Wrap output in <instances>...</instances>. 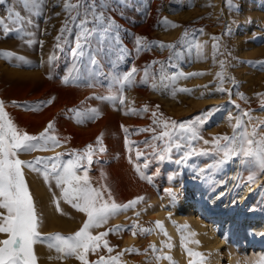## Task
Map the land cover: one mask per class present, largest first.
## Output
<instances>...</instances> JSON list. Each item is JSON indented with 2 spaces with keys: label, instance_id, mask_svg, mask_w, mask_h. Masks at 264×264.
<instances>
[{
  "label": "rangeland",
  "instance_id": "rangeland-1",
  "mask_svg": "<svg viewBox=\"0 0 264 264\" xmlns=\"http://www.w3.org/2000/svg\"><path fill=\"white\" fill-rule=\"evenodd\" d=\"M244 1L245 0H207V2L204 3L199 0H107L108 7L105 14L111 17L115 25L118 26L120 35L119 44L111 39L114 33H110L105 40L103 46L104 51L97 52L98 38L93 37L91 40V48L87 49V55L74 58L73 50L76 44L77 28L69 23L68 27L71 32L65 33L64 37H62L59 42L56 40V37L60 35V29L63 27L67 16V13L63 11V0H48L41 15L25 12L17 3V0H4L3 3H0V17L7 16L6 10L9 7H15L17 11L21 12L22 16L31 19V24L25 25V31L33 33V35H24L21 37L18 33L13 31L5 36L0 32V52H11L14 54L7 58L0 56V101L4 102L5 111L20 130L26 131L31 135H38L51 121L54 123V129L50 130L49 135L55 136L60 141V146L55 147L53 150H37L31 153L21 154L19 158L25 161H34L37 157H55L57 153H70L73 149L83 150L89 144L97 148V137L103 134L102 146L109 153L107 154L106 150L104 152L97 151L93 157V163L88 168V173L93 186L99 187L101 184H106L111 190L115 201L121 202L127 198V194L130 190V182L126 179L125 174L123 173V175L121 172L122 164L125 165L128 163V158L131 156L137 157L136 151L139 150V152H142V155L147 157L148 161L141 155V158L138 159L139 163H137L136 158L133 157V160L131 157L133 164L128 163L126 165H131L132 168L135 169L133 165L136 163L140 164L141 170H144L143 172L145 175L155 177L154 181L152 177V186L149 185L152 190L156 187V180L158 177L160 175L162 176L163 173V175H165V172L167 173V169L170 167L168 170H171V172L166 174L168 177L165 178V176H162L164 177V185H167L163 186V188L171 189L174 193L175 200L173 201L167 193L165 196V191L161 193L158 189H156L157 192L154 191L156 193L155 195H157H154V197H156L154 199L157 201L158 198H162V194L164 195L163 198L169 196L166 203L172 204L170 206L172 209L166 213L172 216H170L172 220L174 218L172 210L176 209L174 207L177 206L178 201L183 196L190 199L207 200L215 191L226 186L227 181L231 179L229 171L236 169L235 167L238 169L244 166L248 168L252 167V165L250 166V164L247 165L244 163L242 157H232L225 163H219V161L223 159V153L217 154L211 143L213 138L217 137V135H227L229 137L233 135L232 125H234L233 123H235L236 120H234L235 122L230 120H232V118L236 119L237 117H241L242 113L245 112V107L248 102L247 90L240 84V80L242 79L240 75L241 68H237V70H239L238 75L236 74L237 77L235 76L236 85H234V87L233 84L229 83L227 77V72L231 70L234 60L240 62L242 59L243 53L246 51L245 42L249 39L248 35H243L240 39H237V31L241 23L238 17L243 10ZM73 2H75V0H73ZM193 3H195V6ZM165 18L178 25V27L166 28L162 23ZM225 18H227V20H225ZM201 29L203 30L202 32L200 31ZM185 31L188 32V35L184 37V43L181 44L179 41ZM259 35L261 36V34L256 32L251 38L258 39L260 37ZM137 36L146 38L144 43L149 45V47H145L139 53L135 50V37ZM213 36L219 37L220 39L218 41H213ZM30 40L32 41L31 44L28 42ZM157 41L165 45L175 44L176 48H161L158 44L152 43ZM57 43H59V47H56ZM214 43H218L215 56L212 47ZM197 45H202L203 47L199 48ZM176 53H179V55H176ZM53 55L56 59L50 64L49 57ZM93 55L97 61L95 65L90 63V59ZM20 57H22L23 60L18 59ZM153 61H160L161 63L153 64ZM220 61H224V81L222 86L228 90L225 92L216 91L217 87L221 86L217 78V73L222 71ZM74 63L79 68L78 79L66 85L62 83L63 77ZM146 66H150L148 67V83L141 84L140 81L144 77ZM133 67L137 70L134 73L133 83L130 86L125 85L121 92L120 85L117 81L121 79L124 74L130 72ZM195 73L203 74L191 75ZM49 76H51V78H49ZM162 76L164 77L163 80L161 79ZM173 76L177 77L175 82L171 80ZM152 84L156 85L157 90L152 89ZM239 86H241L242 89ZM181 88L190 89L191 91L181 92L179 91ZM232 91H234V93ZM229 92L231 93L230 96L226 97L225 94H229ZM215 95H219L220 97L225 96L226 98L223 97V100L220 99L216 105V101H214ZM237 95H239L238 98H240L239 103L235 106H233L232 103L229 104ZM98 96H122L124 103H119V100L113 103L94 98ZM204 98L207 100L205 101ZM48 100H52V103L48 104ZM13 102H15L17 106H14ZM37 105L40 106L38 111L29 110ZM145 107H147V111H142ZM92 108L99 109L101 113L95 120H88L86 116L82 115L80 118H83L85 122L79 124L76 123L74 118H71L75 116V113L69 111L70 109H76L81 114H85L87 110ZM232 108L234 111L236 110V115L232 113ZM130 110H135V113L133 114ZM249 110L246 112H250L251 116L254 113L256 114H254L255 117L259 116V119L253 117L254 115L252 116L254 120L257 119L258 121H253L252 119V121H250L251 124L259 127V120L264 122V117H262L264 111L255 112L256 110ZM153 112L156 113L155 117L152 115ZM259 113H261V115H259ZM219 114L220 117L218 118ZM221 115H223V119L225 118L229 123L225 122V119L223 120ZM197 116L201 117V122H198L197 126L202 139L192 141L190 144L185 141L177 140L176 142L181 144V148L177 150L173 146L171 153L165 154V159L167 160L161 161L162 163L164 162L165 165L168 163L169 166L159 163V159L158 162L157 158L154 156L153 145H156L157 148L160 144L155 151L161 152L164 147L162 144L164 143L163 141L160 143L159 141L154 142L153 139L149 137L151 132V137L158 135L163 128L162 126L153 124V119L182 123L193 121ZM243 119L246 121L247 117ZM222 121H224V123ZM248 122V120L245 122V126L247 129L249 128L248 131H250L253 126L249 127L247 124ZM150 127L155 129V131H141V129H152ZM227 127L228 129L229 127L232 128L230 129L231 131H227L229 133L226 132ZM125 128L127 129V133L124 131ZM259 132V135H264V128L259 127ZM105 133H108L106 135L109 136L107 137L104 135ZM140 133H142V135ZM145 133H148L147 136L149 137H146ZM126 138L129 141V148L133 147L134 149L132 148L129 150L126 148ZM257 138H259V136ZM204 140H208L210 143L205 144ZM137 141L139 146L137 145ZM107 142L112 144V151L110 147L111 144H106ZM145 142L150 143L147 144ZM220 143L224 144L225 142L221 141ZM136 145L139 149L136 148ZM146 146H149L150 149H146L148 148ZM117 147L120 152L122 151L119 160V152L115 149ZM144 148L146 151H149H147L148 154ZM193 148L196 153H210L207 155L192 154L185 163H176L185 152H189ZM109 149L110 151H108ZM111 153L113 155L110 156ZM121 154L125 155L123 156ZM108 155L110 156L109 159H107ZM114 155L118 163H116L115 157H112ZM128 155L130 156L128 157ZM121 157H123V159ZM124 157L127 159H124ZM153 157L155 158L154 161L151 159ZM69 158L71 157L68 155L62 156L63 161ZM110 159H112V161ZM143 159L148 163V167L144 169L141 164V162L145 163ZM103 160L105 161L103 162ZM108 163L110 165H108ZM150 163L151 165H149ZM160 164H162L161 168H159L161 166ZM211 165H214L213 168H211ZM155 166H158V169ZM38 167L43 169V165H38ZM214 167H217V169ZM153 168L156 169L153 170ZM162 168H164V170L166 169L165 172H163ZM23 171L33 199L34 195L29 184L28 176L38 175L42 179L49 195L47 207H51L55 212L54 215L47 216L46 214L41 216L34 199L36 210L41 221L39 231L43 234V237L46 238L50 234L55 233L69 236L79 230L86 217L60 198V190L55 187V182L52 181L51 184H47L45 183L42 173L33 172L27 168H24ZM147 171H149V173ZM249 172L250 171L247 172V178L250 176ZM101 173L105 174L104 179H101ZM154 173H157L156 175L158 177ZM79 174L82 175L83 171L81 170ZM259 174L262 179L263 171L260 169L258 175ZM170 176L174 177L171 182L169 180ZM138 177L140 178V182L148 183L146 180L141 179L140 175ZM256 177H254L255 181H248V183H255L258 178ZM166 182L169 185L166 184ZM243 184L244 182L241 184L238 179L237 188H234L232 191L233 194L225 197V200L229 198L232 199L237 194V189ZM253 194L254 195L249 201L248 209L252 213H257L259 211L261 215H264V183L261 186H257ZM54 197L59 199L63 214L57 211L56 205L53 203ZM146 202V204L145 202L142 203L143 206L140 204V206H135L134 215L136 214L137 216V213H139L140 216L136 217L133 214L131 215L130 212L134 210V208H132L131 210L129 209L130 211L127 210V213L121 212L119 215L110 219L103 227L92 230L95 235L117 225L122 226L120 231L109 232V235L105 238L109 246L113 248V251L109 253L107 249L101 247L96 253H89V261H96L100 256H105L107 258L109 256L121 254L119 255V264H127L126 260L130 249H128V251L127 246L123 244H126V241L131 238L136 240L138 237L137 240L140 238V243L143 244L148 241L149 245L144 244V246L147 247L146 250L144 249L141 252H137L136 257L139 258L141 256V259H145V264L151 257L157 262L156 263L153 259L150 260L153 261L154 264H162V260H158L157 257H161L162 253L170 255L168 247L166 246L167 249L164 251L158 250V246L155 244V240L152 238L151 234H141L143 236L141 237L139 232V228L155 229V233L158 235L159 239L163 241L160 233L161 230L155 223L156 221H160L163 225V219L156 216L155 213H149L145 216L148 213L146 211L148 207H150L149 204H151L152 201L149 199V204L148 200ZM147 204L148 206L146 209L144 205ZM139 207H143L142 211H145L143 212L145 215L141 214L142 211ZM150 214L151 216H149ZM143 215L150 220L149 224L145 223V219L142 218ZM173 221L174 223L177 222L175 218ZM134 223L137 225V228L130 230ZM51 226L52 228L45 229ZM178 229H180V227H178ZM133 231H136V235H133ZM164 237V244H169L172 240L171 236L167 234L164 235ZM5 238L4 235L0 234V239ZM229 242H231V240H229ZM150 245L155 246L157 251H153ZM235 249L240 259L250 257L249 259L253 260L264 254V248L259 250L252 246L248 247V245L242 248L235 247ZM34 251L38 264H42L43 260L46 261L51 257H54L57 264H80L75 258H56L60 254L54 249H50L46 242H39L34 245ZM148 251H150L151 254L150 252L148 253ZM201 253L204 255V264H206L205 256H207V254H205L204 251ZM138 254L139 256H137ZM149 254L151 256H149ZM143 256H145V258ZM191 259L194 258L192 257ZM215 264H226L225 258L220 259Z\"/></svg>",
  "mask_w": 264,
  "mask_h": 264
},
{
  "label": "snow or ice",
  "instance_id": "snow-or-ice-1",
  "mask_svg": "<svg viewBox=\"0 0 264 264\" xmlns=\"http://www.w3.org/2000/svg\"><path fill=\"white\" fill-rule=\"evenodd\" d=\"M4 0H0L3 3ZM48 0H17V3L25 10V12L41 15L44 7L47 5ZM58 6V5H57ZM107 0H63V11L67 13L63 27L60 29V35L56 37L59 42L65 33H70L68 25L71 23L77 28L76 32V44L73 50L74 58L84 57L87 55V49L91 48V40L93 37L98 38L97 52L104 51L105 40L110 33H114L111 39L119 44L120 35L118 26L115 25L114 20L106 16ZM6 17H0V32L7 36L9 33L15 31L21 37L24 35H33V33L25 31V25L31 24V19L21 15L20 11H17L15 7H9ZM165 27H178V25L168 21L166 18L162 21ZM203 31L202 29L200 30ZM188 35L185 31L181 37L179 43H184V37ZM213 41H218L220 38L213 36ZM146 38L137 36L135 37L136 52L139 53L145 47L149 45L145 44ZM30 44L32 41H28ZM158 44L161 48L175 49V44H163L161 42H152ZM57 43L56 47H59ZM202 48V45H197ZM214 56L218 49V43L213 44ZM14 55L11 52H0V56L9 57ZM179 55V53H176ZM23 60L22 57L18 58ZM56 57L50 56L49 63L51 64ZM171 59V58H170ZM90 63L95 65L97 63L95 56L90 59ZM153 64L161 63L160 61H153ZM264 63V62H261ZM221 72L217 73V78L220 81L216 91L225 92L228 91L223 88L224 81V61H220ZM148 67L144 70V77L141 79V84L148 83ZM137 70L135 67L121 79L117 81L120 85V91L122 92L125 85H131L134 80V73ZM203 73H195L191 75H202ZM79 76V68L74 63L73 66L68 69L67 74L63 77L62 83L69 84L71 81H75ZM51 78V76H49ZM163 76L161 79L163 80ZM176 76L171 77V80L175 82ZM152 89H156V85L152 84ZM181 92H190V89L181 88ZM174 94V93H173ZM230 94V92H229ZM101 101H108L115 103L119 100V103L123 104V97L118 96H98L94 97ZM43 103V102H42ZM48 104L52 103V100L47 101ZM14 106L15 102H13ZM158 107V106H157ZM39 105L30 108L29 110L38 111ZM261 109L264 110V101L261 102ZM69 111L75 113L74 118L76 123L82 124L85 122L82 115L86 116L88 120H95L101 113L99 109L92 108L87 110V113L81 114L76 109H70ZM135 113V110H130ZM147 111V107L142 109ZM128 114V113H125ZM153 117L156 113H152ZM244 117H247L251 121L252 116L250 112L242 113L241 117L236 118V122L233 127V135L231 137L227 135L217 136L213 138L211 142L214 146V151L219 154L223 153V159L219 163H225L232 157H242L244 163L252 165L254 168H259L264 171V135H259V127H264V122H259V127L253 126L251 132H249L245 126ZM198 122H201V117L197 116L193 121L178 123L176 121H160L153 119V124L162 126L163 130L152 137L153 141H163L164 147L161 152H155L156 145H153L155 158L163 161L166 158L167 153L172 151L174 146L177 150L181 148V144L176 142L177 140L191 143L202 139ZM123 127V126H122ZM54 129V123L49 122L48 125L38 135H31L26 131L20 130L8 113L5 111L4 102L0 101V234L4 235L5 239H0V264H38L37 257L34 251V245L39 242H46L50 249H54L58 254V259L75 258L80 264H119V255L117 256H100L96 261H89V253H96L101 247L107 249L109 253L113 251V248L109 246L107 239H105L109 232H118L122 226H115L107 231L93 234V229L103 227L108 221L121 212H125L131 208H134L138 203L144 200V197H136L127 203H117L112 196L111 190L106 184H101L99 187H94L89 177L88 168L93 163V157L97 151L104 152L106 149L102 146V136L97 137L96 145L94 148L92 144L87 145L83 150L73 149L70 153H57L55 157H37L34 161H25L20 159L21 154L31 153L37 150H53L55 147L60 146V141L52 135H49L50 130ZM127 133V129H124ZM141 131H155V129H141ZM259 136V138H257ZM224 141V144L220 142ZM147 143V142H145ZM205 144H209L208 140H204ZM125 145L127 147L128 140L125 139ZM130 150V149H129ZM208 153H196L195 149H191L189 152H185L180 160H177V164L185 163L190 155ZM68 155L69 159L62 160V156ZM137 159L142 155L137 151ZM131 163V157H129ZM43 165V169L38 167ZM144 168L148 167V163L143 164ZM27 168L33 172L42 173L45 183L51 184L55 182V187L60 190V198L73 209L82 213L86 219L83 221L82 226L75 233L64 236L60 233L50 234L46 238L39 231L40 218L38 216L36 205L33 196L29 190V186L25 180L23 169ZM136 172L140 175L141 179L146 180L149 184L152 183V177L147 176L141 170L140 164H134ZM83 174H79L80 171ZM105 174L101 173V179H104ZM174 177L170 176L169 180ZM254 179L253 176H249V181ZM166 193L175 200L174 193L171 189H165ZM53 203L56 205L58 212L62 213L60 208L59 199L54 197ZM139 216V213H137ZM156 226L160 228L164 235L167 232L164 230L162 222L156 221ZM175 226V225H174ZM137 225L134 223L130 230L136 229ZM188 225L182 226L181 229H187ZM152 229L139 228L140 234H150ZM133 235H136V231H133ZM196 236L195 232H188L187 235L181 236V246L185 249L187 254L194 259L189 260V264H204V255L200 252H194L187 248L188 243H195L199 245L198 240H194ZM170 239V238H169ZM167 247L171 248V244H167ZM153 251H157L155 246H152ZM167 259L173 262L171 256L157 257V259ZM174 264V262H173ZM252 264H264V256L259 257L253 261Z\"/></svg>",
  "mask_w": 264,
  "mask_h": 264
},
{
  "label": "bare ground",
  "instance_id": "bare-ground-1",
  "mask_svg": "<svg viewBox=\"0 0 264 264\" xmlns=\"http://www.w3.org/2000/svg\"><path fill=\"white\" fill-rule=\"evenodd\" d=\"M199 1H202L204 3L207 2V0H199ZM193 5L195 6V3H193ZM238 19L241 20V23L239 24V27H238L237 39H240L243 35H248L249 39L247 42H245L246 51L243 53L242 59L241 60L239 59L240 62H236L234 60L231 70L229 69L230 71L227 72L228 81H229V83L233 84V87H234V85H236L235 76H236V74L238 75V70H239V69L237 70V68H241L240 75H241L242 79L240 80L241 81L240 84L243 88H245L247 90L246 93L248 94L247 95L248 96L247 97L248 102H247V106L245 107V112L249 109H251L253 111L256 110L255 112H263L264 110L261 109V102H262V100L264 101V63H261V62H264V0H245L243 2V10L239 14ZM225 20H227V18H225ZM236 21H238V20H236ZM256 32L261 34V36L259 35L260 37L258 39L251 38L254 34H256ZM241 86H239V87L242 89ZM232 92L234 93V91H232ZM235 93H237V92H235ZM230 94L226 93L225 96L226 97L230 96ZM225 96H223V97H225ZM223 97H220L219 95H215L214 101H216L215 102L216 105H217V102H219L220 99H222ZM236 97H235V99L232 98L233 100H231V102H229V104L232 103V105L235 106L237 103H239V100H240V98H238L239 95H237ZM206 100L207 99H205V101ZM221 104H222V102H221ZM224 106H226V105H224ZM237 110H238V108H237ZM231 111H232V113L235 114L236 110L234 111V109L232 108ZM253 111H251V112H253ZM255 115L253 117H255ZM259 115H261V113H259ZM221 116L223 119V115H221ZM219 117H220V114H219L218 118ZM253 117H252V120L256 121L257 119L254 120ZM256 117L258 118L259 116H256ZM262 117H264V115H262ZM231 118H232V116H231ZM234 120H236V119L232 118V120H230V121L235 122ZM247 120H248V118H247ZM247 120L245 122H247ZM227 121L228 120L225 119V122H227ZM260 121L261 120H259V122ZM222 122L224 123V121H222ZM227 123H229V122H227ZM233 124H235V123H233ZM247 124L249 127L254 126L253 124H251L250 121ZM143 125H145V124H143ZM230 126H231V123H230ZM137 128H138V126H137ZM144 128H146V127H144ZM150 128H152V127H150ZM232 128L229 127V129H228V127H227L226 132L231 131L230 129H232ZM221 129H222V127H221ZM217 131H215V132H217ZM250 131H251V129H250ZM227 133H229V132H227ZM106 134H108V133H105L104 135H106ZM140 134L142 135V133H140ZM147 134L145 136L149 137V136H147ZM232 134H233V132H232ZM151 135H152V132H151ZM151 135L149 138L152 139ZM106 136H104V137H106ZM137 140H139V139H137ZM108 141H109V138H108ZM112 142H113V140H112ZM160 142L161 141H159V143ZM108 143L111 144L110 142H107L106 144H108ZM149 143H147V144H149ZM141 144H142V142H141ZM128 145H129V141H128ZM137 145L139 146L138 141H137ZM137 145H136V148H138ZM162 145H164V144H162ZM159 146H160V144H159ZM159 146H157V148ZM110 147H111V151H112V144ZM146 147H148V148H146ZM146 147H145L146 149H150L149 146H146ZM126 148L131 150L133 147L129 148V146H128ZM157 148H155V149H157ZM115 149L118 150V147ZM146 149H145V151H146ZM108 151H110V149ZM113 151H114V149H113ZM147 151H146V153L148 154L149 151L148 152ZM106 152H107V150H106ZM106 152H105V154H106ZM117 152H119V155H118L119 156L118 160H119L120 159V153L122 151L120 152L118 150ZM123 152H125V151H123ZM108 153L109 152H107V154ZM112 153L110 154V156L113 155ZM151 153H152V151H151ZM208 153H210V152H208ZM129 154H130V152H129ZM121 155H123V154H121ZM110 156L108 155V158L107 157L106 158L109 159ZM129 156L130 155H128V157ZM112 157H115V155ZM125 157H127V156H125ZM125 157H124V159H127ZM131 157L133 159L134 156H131ZM142 157H145V156L142 155ZM121 158L123 159V157H121ZM134 158L137 159V157H134ZM145 158L147 160V157H145ZM116 159L117 158L115 157V160ZM151 159H152V161L155 160L154 157ZM110 160L112 161V159H110ZM128 160H129V158H128ZM128 160H126V161H128ZM133 160H131V161H133ZM146 160H144V162H146ZM164 160H167V159H164ZM104 161L105 160H103V162ZM136 161H137V163H139L138 159ZM157 161H158V159H157ZM116 163H118L117 160H116ZM128 163H130V162L128 161ZM128 163H126V164H128ZM159 163H162V162L160 161ZM241 163H242V160H241ZM126 164L125 165L122 164V171L121 172H122V174L123 173L125 174L126 179L130 182V190L127 194L126 200L121 201V202L120 201H116V202L120 203V204H124L130 200L135 199L136 197H144V200L141 203L137 204V205L140 204L141 206H143L142 203L145 202V204H146L147 200H148V204H149V199L152 201V203L149 204L150 207H148V209H147L148 204L144 205V206H146L144 208L147 209L146 212H148L146 215H145V213H143L145 211H142L143 207L142 208L139 207V209L142 211L141 214H144L145 216H147L149 213H151V214L155 213L156 216H158L159 218H162L164 230L172 238V240L169 243L172 245V247L171 248L168 247V249L170 250V255L162 253L161 257L171 256L173 258L174 264H189V260L192 257H190L187 254V252L185 251V249L181 246V236L187 235L188 232H195L196 233V236L193 237V239L198 240L199 245H197L195 243H188L186 245L187 248L191 249L194 252H200L201 253L202 251H204L205 254H207V256H205L206 264H215L216 262H218L222 258H225L226 264H252V262L257 260L259 257L264 256V254L260 255L253 260L249 259L250 257L245 258V259L244 258L240 259L238 256V252L235 249V247H241L242 248V247L247 246V245H248V247L252 246L254 248H258L259 250L264 248V215H261L259 213V211L257 213H252L248 209L249 208V201H250L251 197L254 195L253 192L256 190L257 186H261L264 183V171H263V175H262V179H261L260 174L258 175L259 169L254 168L253 166L249 167V168L244 166L241 169L240 168L238 169L237 167H235L236 169L231 168L232 170L229 171L231 179H229V181H227L226 186L225 187L223 186V188L215 191L213 193V195L208 197L207 200L190 199V198H187L184 196L182 198H180V200L177 203V206L174 207L176 209H173L175 211L172 210V213H173L172 215L177 220V222L174 223V221H173L174 218L172 220V218H170L171 215L169 216L166 213L167 211H171V209H172V207H170L172 204L168 203L169 204V206H168V204L166 203L167 200L169 199L168 198L169 196L166 198L165 197L163 198L164 195L162 194V198L159 199L158 198L159 196H158L157 201L154 199V198H156V197H154V195L156 194L155 192H157L156 189L161 191V193H163L165 191V189H167L165 187L163 188V186H167V185H164L165 184L164 183V177H162V176H165V178L168 177V176H166V174L168 172H171V170H168V169H170V167L167 169V171H168L167 173L165 172L166 169L164 170V168H162L163 172H165V175H163L164 173L162 174V171H161L162 176L160 175L159 177L156 175L157 173L156 174L154 173L158 177V179L156 180L157 181L156 187H154L152 190L151 187H149V185H151V184L140 182V180H139L140 178L138 177L139 175H137L138 173H135L136 172L135 169H133L131 165L129 166ZM141 164L143 167L144 163L141 162ZM162 164H164V162ZM162 164H160L161 166L159 168L162 167ZM236 164H235V166H236ZM105 165H106V163H105ZM108 165H110V164L108 163ZM149 165H151V163ZM175 165H176V163H175ZM165 166H169L168 163ZM213 166L211 168H213ZM172 167H171V169H172ZM156 168L158 169V166ZM156 168H153V170H155ZM214 168L217 169V167H214ZM143 169H144V167H143ZM148 170H150V169H148ZM153 170H152V175H153ZM145 171H146V169H145ZM248 171H250L249 172L250 176H253V177L257 176L258 177V178L256 177L257 181L253 184L248 183V181H249V177L247 178V172ZM147 172L149 173V171H147ZM157 172H158V170H157ZM126 173H127V175H126ZM171 174H168V175H171ZM154 178L155 177H153V181H154ZM28 179H29V184H30V187L32 189V193L34 195V199H35L37 208L39 209L38 211H39L40 215L41 216L46 215V214H47V216L54 215L55 212L53 211V209L51 207H47L49 195H48V190L45 187V184L42 181V179L38 175H32V176L29 175ZM238 179L240 180L241 184L243 182H244V184L239 189H237L238 192L232 199L229 198L228 200H225V197L231 196L233 194L232 191L234 190V188H237ZM156 181H155V183H156ZM261 181H262V183H261ZM167 182H166V184H168ZM170 182H171V180H170ZM164 194L166 196V191ZM155 196H157V195H155ZM160 197H161V194H160ZM168 202H170V201H168ZM135 209H136V207H134V210H132L130 212L131 215L132 214L134 215ZM136 212H137V210H136ZM124 213H127V211H125ZM130 213H128V214H130ZM151 214L149 216H151ZM144 215H143V217L142 216L141 217L145 219V223L149 224L150 220L147 219L146 217H144ZM134 216H136V214ZM125 217H126V215H125ZM129 218H131V217H129ZM132 218H133V216H132ZM126 221H127V219H126ZM127 222L129 223V221H127ZM128 223H126V224H128ZM184 225H188V228L178 230V227H180V229H181L182 226H184ZM146 226H148V225H146ZM48 228H52V226L47 227L45 229H48ZM151 232L152 233H150V234L152 235V238L155 240V244H157L158 250H160V251L166 250L167 247H166V244H164V238L165 237H164L163 233L159 231L161 233L162 238H163V241H161L159 239L158 235L155 233V229L154 230L152 229ZM141 237H143V236L141 235ZM137 239H138V237L136 238V240H133L131 238L128 241H126V244H123L124 246L125 245L127 246V250L130 249V251L128 250L129 251L128 256L125 255V256H127V260L125 258V260L127 261V264H145L144 262H146L145 259L144 260H143V258L141 259V256L139 258H137L136 253L141 252L144 249L146 250L147 247H145L144 244L149 245V243L147 241L146 243L142 244L139 241L140 238H139V240H137ZM229 240H231V242H229ZM124 243H125V241H124ZM123 245H122V247H123ZM150 246H152V245H150ZM119 249H120V247H119ZM127 250H126V252H127ZM149 252L150 251H148V253ZM150 254H151V252H150ZM150 254H149V256H151ZM137 256H139V254ZM143 257L145 258V256H143ZM152 259H153V257H151L146 264H154L153 261H150ZM161 260L160 261L162 262V264H173V262H170L167 259L161 258ZM42 264H57V263H56V260L54 259V257H51L50 259H47L46 261L43 260Z\"/></svg>",
  "mask_w": 264,
  "mask_h": 264
}]
</instances>
